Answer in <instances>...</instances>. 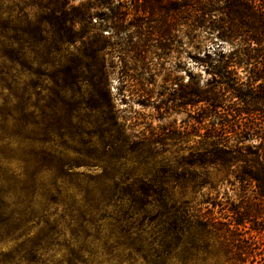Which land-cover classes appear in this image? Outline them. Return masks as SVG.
<instances>
[{
	"label": "rangeland",
	"instance_id": "rangeland-1",
	"mask_svg": "<svg viewBox=\"0 0 264 264\" xmlns=\"http://www.w3.org/2000/svg\"><path fill=\"white\" fill-rule=\"evenodd\" d=\"M136 5L0 0V264H143L141 199L166 190L216 212L215 200L253 193L234 181L239 162L191 161L193 107L173 92L194 75L204 82L203 51L178 18L160 35ZM205 174L210 185L197 186ZM261 223L264 206L247 225Z\"/></svg>",
	"mask_w": 264,
	"mask_h": 264
},
{
	"label": "trees",
	"instance_id": "trees-1",
	"mask_svg": "<svg viewBox=\"0 0 264 264\" xmlns=\"http://www.w3.org/2000/svg\"><path fill=\"white\" fill-rule=\"evenodd\" d=\"M129 1L140 4L160 35L169 34L171 18H178L180 31H192L197 53L203 51L194 61L207 75L204 82L194 75L173 92L181 110L193 107L198 149L191 161L201 168L239 162L231 171L234 181L243 189L253 187L240 200H215L216 212L203 206L207 198L177 201L166 190L151 201L141 199L143 206L134 212L148 215L147 229H137L143 264H264V223L247 225L264 206V0ZM200 36L214 46L205 47ZM224 134L236 144L228 146ZM244 141L251 144L238 146ZM205 178L197 176V186L210 185ZM146 190L153 191V185L142 186ZM219 253L223 258L209 261Z\"/></svg>",
	"mask_w": 264,
	"mask_h": 264
}]
</instances>
